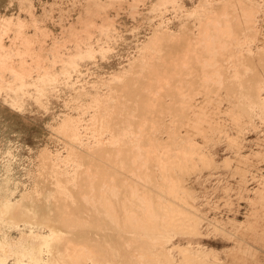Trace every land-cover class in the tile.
Returning <instances> with one entry per match:
<instances>
[{
  "label": "rangeland",
  "instance_id": "1",
  "mask_svg": "<svg viewBox=\"0 0 264 264\" xmlns=\"http://www.w3.org/2000/svg\"><path fill=\"white\" fill-rule=\"evenodd\" d=\"M36 235L37 264H264V0H0V264Z\"/></svg>",
  "mask_w": 264,
  "mask_h": 264
},
{
  "label": "bare ground",
  "instance_id": "2",
  "mask_svg": "<svg viewBox=\"0 0 264 264\" xmlns=\"http://www.w3.org/2000/svg\"><path fill=\"white\" fill-rule=\"evenodd\" d=\"M207 38V37H206ZM220 40V39H219ZM216 46V45H215ZM217 47V46H216ZM252 66V65H251ZM237 88H239V87H237ZM111 189V190H110ZM104 190H110L111 191V193L113 194V196H116L117 195V193H118V189L116 188V187H114V186H111V188L109 187V188H103V186H102V188L100 189V191H104ZM136 191V190H135ZM70 194V193H69ZM105 198V197H104ZM84 199L86 200L87 199V197L86 196H84ZM103 199V198H102ZM105 200L106 199H104V202H105ZM25 201H27V200H25ZM94 201V200H93ZM92 201V202H93ZM103 202V203H104ZM6 203V202H5ZM106 203V202H105ZM111 207V206H110ZM123 208H124V204H123ZM124 210L126 211V209L124 208ZM123 210V211H124ZM6 212V211H5ZM9 212H10V210H9ZM108 213H110V211H107ZM113 212V211H112ZM134 215V214H133ZM4 216V215H3ZM11 217V216H10ZM57 217V216H56ZM135 217V216H134ZM8 218V217H7ZM133 218V217H132ZM131 218V219H132ZM34 219V218H33ZM11 220V219H10ZM9 220V221H10ZM35 220V219H34ZM42 220V219H41ZM51 220V219H50ZM56 221H57V219H56ZM6 222V221H5ZM12 222H16V221H12ZM17 223V222H16ZM20 223V222H19ZM41 223V222H40ZM131 223V222H130ZM3 224H6V223H3ZM48 224V223H47ZM35 225V224H34ZM37 225V224H36ZM39 226H40V224H39ZM45 226V225H44ZM49 226H50V224H49ZM47 228V227H46ZM45 228V229H46ZM148 228H149V226H148ZM52 229V228H51ZM50 231V230H49ZM54 231V230H53ZM24 233V232H23ZM38 233V232H37ZM51 233V232H50ZM57 233V232H56ZM26 234V233H25ZM30 234V233H29ZM28 234V235H29ZM52 234V233H51ZM27 236V235H26ZM34 236V235H33ZM32 236V239H30L31 240V244H32V251H30V253H31V262L32 263H35V264H37L38 263V260L40 259V250L37 248V247H39L40 245H43L41 242H42V240L38 237V235H36V237H33ZM54 236V235H53ZM52 236V237H53ZM27 237H29V236H27ZM48 237H50V236H48ZM23 239H26V238H23ZM57 239V238H56ZM55 240V239H54ZM53 240V241H54ZM58 240H59V237H58ZM67 240V239H66ZM69 240V239H68ZM70 241V240H69ZM1 243H3V242H1ZM20 243V242H19ZM48 243V242H47ZM51 244H52V242H51ZM15 244H13V246H14ZM23 245V244H22ZM22 245H21V247H22ZM11 246V245H10ZM49 246V245H48ZM52 247V246H51ZM9 248V247H8ZM48 249V248H47ZM19 252V251H18ZM19 255V254H18ZM21 255H22V253H20V257H21ZM23 263V262H22ZM24 264H30V263H24Z\"/></svg>",
  "mask_w": 264,
  "mask_h": 264
},
{
  "label": "crops",
  "instance_id": "3",
  "mask_svg": "<svg viewBox=\"0 0 264 264\" xmlns=\"http://www.w3.org/2000/svg\"><path fill=\"white\" fill-rule=\"evenodd\" d=\"M107 211H110V210L106 209V210H105V214L109 215V218L112 219V220L114 221L115 226H118L119 223H118V221H117V219H116L117 217H116V215L114 214V212L110 211V213H108Z\"/></svg>",
  "mask_w": 264,
  "mask_h": 264
}]
</instances>
